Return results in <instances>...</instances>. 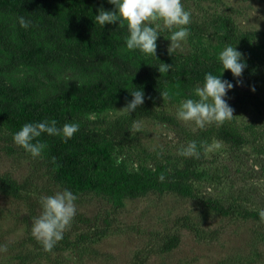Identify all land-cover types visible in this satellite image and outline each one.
<instances>
[{"label": "rangeland", "instance_id": "374dc122", "mask_svg": "<svg viewBox=\"0 0 264 264\" xmlns=\"http://www.w3.org/2000/svg\"><path fill=\"white\" fill-rule=\"evenodd\" d=\"M181 2L191 12V24L210 26V33L188 35L173 55L167 52V35L157 39L156 57L127 47L125 56L137 60L135 64L158 59L173 67L196 59L219 60L225 46L217 34L224 33L225 27L216 23L225 17L248 41L252 59L264 73V0ZM102 7L113 8L107 0ZM23 78V72L9 77L13 82ZM221 78L234 85L225 97L233 117L225 121L234 123L244 137L243 145H228L214 137L196 146L198 155H181L190 141L178 128L151 119L135 122L131 136L137 143L119 149L109 165L124 166L128 173L169 176L196 162L195 176L185 184L187 195L152 189L128 199L73 190L76 214L50 252L32 236L31 225L41 213L42 198L64 188L51 182L42 154L32 157L8 132L0 131V182L11 181L18 190L17 196L0 191V245L6 246L0 252V264H264V221L256 217L264 210V80L251 86L243 76L234 78L228 70ZM199 86L167 88L168 97L144 100L140 106L165 113L191 134L218 128L217 122L199 127L177 116L183 100L198 99L195 89ZM50 94L51 88L40 81L32 100ZM130 101H119L100 113H83L81 120L102 131L129 114L124 108ZM90 114L94 119L88 118ZM81 218L89 219L90 225L81 224ZM173 236L179 237V244L163 252Z\"/></svg>", "mask_w": 264, "mask_h": 264}, {"label": "trees", "instance_id": "16d2710c", "mask_svg": "<svg viewBox=\"0 0 264 264\" xmlns=\"http://www.w3.org/2000/svg\"><path fill=\"white\" fill-rule=\"evenodd\" d=\"M103 1L0 0V131L13 137L28 122L55 119L57 127L66 122L78 123L79 131L70 139L47 134L36 138L46 145L42 152L44 165L51 172L55 186L85 195H122L128 199L143 196L152 189L159 193L186 194L185 184L195 176L196 162L164 176L163 181L155 174L128 173L124 166L115 168L109 163L119 149L137 143L131 132L133 124L143 119L178 128V133L190 142L195 141L197 147L203 145V139L207 142L214 137L228 145H243L244 137L233 122L224 121L218 128L191 134L165 113L138 106L124 119L100 131L87 126L81 115L100 113L119 101L131 100L130 92L136 87L143 90L144 100H148L161 98L170 87L187 89L202 85L204 74L215 73L222 65L215 59H196L160 72L163 62L158 59L135 64L137 60L125 56L126 24L115 22L101 27L95 21ZM19 16L31 20L27 29L19 26ZM216 24L225 27L224 33L217 34V40L243 53L247 67L241 76L251 86L264 80V73L252 59L248 41L238 35L233 21L220 17ZM188 27L189 35L194 37L207 35L212 29L203 24L190 23ZM159 32L161 36L170 35L167 28ZM241 40L245 41L242 45ZM18 72L24 73L22 81L9 79ZM40 81L51 88V94L33 101ZM0 191L11 196L18 193L8 180L0 182ZM256 217L261 220L260 216ZM80 223L91 222L81 218ZM178 244L179 237L173 236L163 252L172 251Z\"/></svg>", "mask_w": 264, "mask_h": 264}, {"label": "clouds", "instance_id": "9594fccd", "mask_svg": "<svg viewBox=\"0 0 264 264\" xmlns=\"http://www.w3.org/2000/svg\"><path fill=\"white\" fill-rule=\"evenodd\" d=\"M113 6L111 10L97 9L95 21L103 27L105 24L118 22L127 27L128 35L125 38V46L129 50H139L142 53L156 57L157 39L160 37L158 29L163 26L170 32L167 52L173 55L181 47L182 42L189 35L191 12L186 10L181 0H107ZM21 28L27 29L31 20L24 16L17 17ZM219 62L222 69L230 71L232 76L240 77L247 62L243 53L236 47L226 45L219 53ZM170 64L162 63L159 71L167 72ZM220 74L206 72L203 84L195 89L198 99H186L180 104L177 116L181 120L194 121L199 127L206 123H222L233 117V109L226 100L227 93L234 87L227 79H222ZM239 83V81H238ZM254 91V89H251ZM131 101L126 104L128 113L134 112L144 101V93L141 88H135L130 92ZM164 92L163 96L168 97ZM94 119V114L88 116ZM79 131V124L66 122L57 127V121L43 120L28 122L13 133V142L21 147L32 157H39L45 149V143L37 140L42 134L48 136L62 135L66 140ZM35 141V142H33ZM181 155H198L196 142L188 144ZM121 161H116L119 164ZM158 179L164 180L161 174ZM76 195L65 188L54 195L43 197L41 200V213L34 218L31 225L32 236L41 244L46 252H50L57 242L63 239L65 230L70 226L76 214ZM264 221V210L259 213ZM6 251V246L0 245V252Z\"/></svg>", "mask_w": 264, "mask_h": 264}]
</instances>
